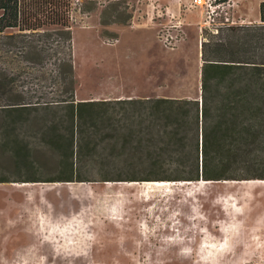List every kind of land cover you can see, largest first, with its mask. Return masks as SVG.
Here are the masks:
<instances>
[{
  "label": "rangeland",
  "instance_id": "obj_1",
  "mask_svg": "<svg viewBox=\"0 0 264 264\" xmlns=\"http://www.w3.org/2000/svg\"><path fill=\"white\" fill-rule=\"evenodd\" d=\"M71 1L76 99L107 102L96 107L102 115L88 122L73 158L63 127L54 147L23 128L32 145L26 160L0 152V171L13 180L0 184V211L8 199L12 207L22 203L0 216V234L5 221L13 229L10 242L0 241V255L8 251L0 264H264V183L242 182L264 180L254 176L264 172V130L212 149V158H225L232 143L238 179L186 180L195 135L181 129L182 139H173L162 126L170 120H158L148 100L200 99L202 42L224 40L230 26L260 23L240 21L245 12L259 14L258 0H231L236 22L215 33L193 0ZM178 22L183 38L171 49L159 34L178 33L171 26ZM14 53L5 54L3 67L21 69L17 87L34 88L31 55L20 46ZM26 179L41 181L20 185Z\"/></svg>",
  "mask_w": 264,
  "mask_h": 264
},
{
  "label": "trees",
  "instance_id": "obj_2",
  "mask_svg": "<svg viewBox=\"0 0 264 264\" xmlns=\"http://www.w3.org/2000/svg\"><path fill=\"white\" fill-rule=\"evenodd\" d=\"M71 10V0H0V152L3 154L26 155L24 160L31 154V141L22 133L23 128H33L36 136L40 135L42 146L54 147L59 141L57 132L63 127L66 154L73 158L81 151L88 122L95 125L102 115L96 107L107 101L76 99ZM259 15L260 23L230 26L231 33L224 40L202 42L201 99H148L158 120H170L162 126L171 128L173 139H182L178 137L181 129L195 135L190 162L193 173L186 180L238 179L231 173L235 165L232 143L228 144L230 155L225 158H212V149H224L237 134L250 140L264 130V0L259 4ZM19 46L23 53L31 55L28 60L35 68L32 89L15 85L21 69L7 72L2 65L5 54L14 53ZM47 59L53 60L51 68L46 64ZM254 176L264 179V172ZM63 180L72 181H59ZM132 180L138 179L132 177ZM11 181L0 171V182Z\"/></svg>",
  "mask_w": 264,
  "mask_h": 264
},
{
  "label": "built area",
  "instance_id": "obj_3",
  "mask_svg": "<svg viewBox=\"0 0 264 264\" xmlns=\"http://www.w3.org/2000/svg\"><path fill=\"white\" fill-rule=\"evenodd\" d=\"M191 6L202 7L206 17L205 26L213 33L216 32L219 26H228L236 22L228 10V7L233 6V4H231V0H193V5ZM177 16L178 15L173 14V17ZM171 26L172 28H176L178 33L170 32V30L168 32L162 31V33L159 34V38L164 37L163 40L165 45L171 49H174L176 48L180 38H183V33H181L182 29L179 22L174 23Z\"/></svg>",
  "mask_w": 264,
  "mask_h": 264
},
{
  "label": "crops",
  "instance_id": "obj_4",
  "mask_svg": "<svg viewBox=\"0 0 264 264\" xmlns=\"http://www.w3.org/2000/svg\"><path fill=\"white\" fill-rule=\"evenodd\" d=\"M233 1V4H237V1L239 0H232ZM263 1V0H258L257 1V4L259 5L260 2ZM243 2V1H242ZM194 8H200L199 6H196ZM245 15L247 17H245ZM245 15L244 17H241L240 21H244L246 22L247 20H249L248 22H251L252 20L253 21H256V20H259L260 19V15L255 13V14H249V12H245ZM234 17V16H233ZM251 17H253V19H250ZM235 19V17H234ZM9 184L8 182H0V184ZM29 183V182H27ZM34 185V182L33 183H30V185ZM22 186H26V185H22ZM28 186V185H27ZM11 199H8L6 202H5V207L3 208V210L0 211V216H3L4 218H6L7 216L11 215V212H12V209L15 210V209H21L22 208V203L20 205H17L18 203H15L16 200H14V203L13 204H16L14 207H12L10 204L12 203V201H10ZM22 226H20L21 228ZM1 229H2V233L0 234V241H3L5 242L6 244L8 242H10L11 240V237H12V227L11 225H9L8 223H5L1 226ZM2 254L0 256H8V251L7 250H3L1 251Z\"/></svg>",
  "mask_w": 264,
  "mask_h": 264
},
{
  "label": "bare ground",
  "instance_id": "obj_5",
  "mask_svg": "<svg viewBox=\"0 0 264 264\" xmlns=\"http://www.w3.org/2000/svg\"><path fill=\"white\" fill-rule=\"evenodd\" d=\"M186 182H190V181H181V183H186ZM201 182H207L205 180H202ZM243 183H264V180H259V179H256V180H245V181H242ZM147 184L151 185H171L172 183H174V181H150V182H146ZM20 185H30V183H27V182H24V183H21ZM252 185V184H251Z\"/></svg>",
  "mask_w": 264,
  "mask_h": 264
},
{
  "label": "water",
  "instance_id": "obj_6",
  "mask_svg": "<svg viewBox=\"0 0 264 264\" xmlns=\"http://www.w3.org/2000/svg\"><path fill=\"white\" fill-rule=\"evenodd\" d=\"M201 99V98H200Z\"/></svg>",
  "mask_w": 264,
  "mask_h": 264
}]
</instances>
